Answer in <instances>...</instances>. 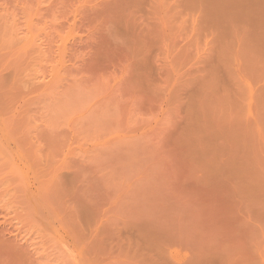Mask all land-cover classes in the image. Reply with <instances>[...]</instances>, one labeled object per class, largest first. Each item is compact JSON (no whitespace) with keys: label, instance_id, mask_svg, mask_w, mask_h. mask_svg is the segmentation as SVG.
<instances>
[{"label":"rangeland","instance_id":"1","mask_svg":"<svg viewBox=\"0 0 264 264\" xmlns=\"http://www.w3.org/2000/svg\"><path fill=\"white\" fill-rule=\"evenodd\" d=\"M0 264H264V0H0Z\"/></svg>","mask_w":264,"mask_h":264}]
</instances>
